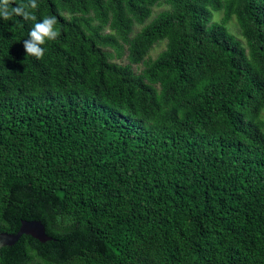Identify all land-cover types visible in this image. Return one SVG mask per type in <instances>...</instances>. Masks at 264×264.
<instances>
[{"label": "trees", "instance_id": "obj_1", "mask_svg": "<svg viewBox=\"0 0 264 264\" xmlns=\"http://www.w3.org/2000/svg\"><path fill=\"white\" fill-rule=\"evenodd\" d=\"M29 10L60 36L37 59L0 17V231L54 239L0 264H264V0Z\"/></svg>", "mask_w": 264, "mask_h": 264}, {"label": "clouds", "instance_id": "obj_2", "mask_svg": "<svg viewBox=\"0 0 264 264\" xmlns=\"http://www.w3.org/2000/svg\"><path fill=\"white\" fill-rule=\"evenodd\" d=\"M38 0H29L24 6H16L11 11L8 9L7 0L0 5V17L9 19L13 16H23L25 19L36 21L31 28L28 38L23 41L26 54L37 59H42L46 53V47L49 42L57 40L60 36V28L55 15H47L43 19L38 20L29 9H36Z\"/></svg>", "mask_w": 264, "mask_h": 264}, {"label": "water", "instance_id": "obj_3", "mask_svg": "<svg viewBox=\"0 0 264 264\" xmlns=\"http://www.w3.org/2000/svg\"><path fill=\"white\" fill-rule=\"evenodd\" d=\"M23 234L32 235L42 242L54 239L53 236L48 234L46 225L41 220L24 219L17 232L0 231V249L4 246L15 244Z\"/></svg>", "mask_w": 264, "mask_h": 264}, {"label": "rangeland", "instance_id": "obj_4", "mask_svg": "<svg viewBox=\"0 0 264 264\" xmlns=\"http://www.w3.org/2000/svg\"><path fill=\"white\" fill-rule=\"evenodd\" d=\"M159 10H161L160 8H158L157 9V11H159ZM235 30V32L237 33V29H236V27H233V31ZM237 35L240 37V38H242V36L239 34V33H237ZM165 48V43L163 42L162 44H159L153 51H152V56L153 57H156L159 53H160V51H162L163 49Z\"/></svg>", "mask_w": 264, "mask_h": 264}]
</instances>
